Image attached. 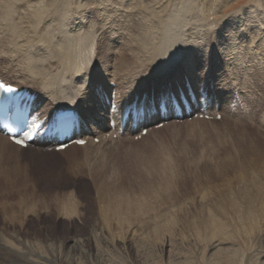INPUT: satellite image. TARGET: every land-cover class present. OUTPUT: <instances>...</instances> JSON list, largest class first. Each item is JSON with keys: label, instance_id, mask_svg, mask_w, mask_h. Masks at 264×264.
I'll return each mask as SVG.
<instances>
[{"label": "bare ground", "instance_id": "6f19581e", "mask_svg": "<svg viewBox=\"0 0 264 264\" xmlns=\"http://www.w3.org/2000/svg\"><path fill=\"white\" fill-rule=\"evenodd\" d=\"M221 1L0 0V79L15 86L18 91L25 88L32 93L36 97L34 104H41L39 111L42 117L50 116L59 109L79 112L80 132L73 139L80 135L87 140L82 146L71 144L62 151L52 150L46 155L38 153L35 156L54 158L66 155V168L74 165L75 170L80 172L83 167L89 170L93 167L101 146L109 150L111 145L134 138L140 130L132 133L126 126L120 134V118L118 113L115 114L117 109L112 111L110 106H106L103 96L111 95L113 91V102L117 108H123L137 99L151 109V104L158 102L161 93L173 92L179 86L187 94L186 89L190 88L198 99L203 95L211 99L208 102L205 98L206 112L203 113L221 115V120L227 118L238 126L251 125L264 132V113L260 115V111L257 118L254 116V110L264 102V93H259V97L255 91V86L259 84L256 82H263L260 77L255 79L250 76L252 73L247 65L243 67L245 72L238 74L239 64L237 66V59L247 53L251 60L256 61V65L251 67L264 71V6L259 2L257 6L236 12V16L225 14L226 17L223 9L232 4ZM218 14L220 20H216ZM252 25L263 30L256 41L247 35ZM122 40L124 48L117 51ZM210 48L212 53H208ZM126 57L128 61L124 59ZM235 60L236 65H233ZM193 65L198 66L194 68ZM203 66L208 68L207 71ZM111 84L116 87L112 88ZM108 98L110 101V96ZM232 103H236L233 110L230 108ZM196 112L199 117L200 109ZM109 118L114 121V130L108 126ZM157 119V116L145 117L139 126L147 128L148 134L157 129L152 123ZM36 143L20 148L0 136V152L23 156L36 146L44 148L43 144ZM92 148L96 149L93 158L87 155L79 159L71 155L75 150L84 151L86 155L85 151L87 153ZM256 156L259 158L261 155L257 152ZM3 163L0 162L2 190L10 182H16L12 176L17 175L15 172L18 169L17 162ZM92 180H95L94 175ZM246 181V176H239L240 185H245ZM258 181L261 182L260 179ZM22 190L24 192V187ZM95 192L99 195V204L92 227H98L97 231L101 232L96 236L108 242L117 238L120 243L123 229L129 224L126 217L136 219L143 213L142 200H129L121 209L122 196H118L116 202L107 198L110 190L105 181L97 184ZM9 193V190L2 192L5 198ZM19 202L16 210L7 208L2 211L3 222H7L12 230L10 234L0 233V264H59L54 253L48 258L40 248L30 245L26 237L29 231L27 227L23 228V221L29 213L35 214V205L24 199ZM73 208V205H68L65 213H58L59 218L80 223L73 214ZM225 211L230 213L231 218L245 220L251 228L264 224L263 187L259 184L254 194H246V198L240 201H231ZM112 212L121 215V218H116V230L106 236L103 229L106 230L109 224L104 222H108L107 215ZM171 222L175 224L176 221ZM205 226L206 223L202 229ZM156 228L153 226V229Z\"/></svg>", "mask_w": 264, "mask_h": 264}, {"label": "rangeland", "instance_id": "374dc122", "mask_svg": "<svg viewBox=\"0 0 264 264\" xmlns=\"http://www.w3.org/2000/svg\"><path fill=\"white\" fill-rule=\"evenodd\" d=\"M225 1L232 4L223 9L228 16H236L241 9L257 6L259 2L264 6V0ZM165 13L168 16V12ZM220 19L218 14L216 20ZM260 32L263 30L252 25L247 35L256 41L261 37ZM120 42L117 51L124 48L123 40ZM209 52L213 49H208ZM242 56L237 59L238 74L244 73L243 67L247 65L250 76L261 78L263 84L259 81L255 86L260 97L264 93V71L251 67L256 61L251 60L249 54ZM124 59L128 61L127 57ZM221 60L224 62L223 57ZM203 69L208 68L203 66ZM111 87L116 86L111 84ZM234 104L230 106L232 110L236 107ZM263 106L264 102L253 109L256 118L260 111V115L264 113ZM250 126H238L227 118L221 120V115L212 119L168 122L144 134L139 141L130 138L111 145L109 150L101 146L93 167L90 170L83 167L80 172L74 165L66 168V155L36 157L35 154L46 155L52 151L37 146L23 156L0 152L3 164L18 163L17 175L12 176L16 178L15 184L10 182L9 187H4L11 191L7 198L0 187V233L10 234L12 230L3 222L2 211L16 210L19 201L24 199L35 205V214L29 213L23 221V228L29 231L26 237L30 245L40 248L48 258L54 253L59 264H262L264 224L251 228L245 220L231 218L225 211L231 201L254 194L259 184L264 192V132ZM257 152L261 155L259 158ZM85 154L81 150L71 153L79 159L87 155L93 158L96 149ZM240 175L246 176L245 185L238 183ZM101 181L109 188L107 198L111 201L116 202L117 197L122 196L121 209L132 199L142 200L144 205L138 218L126 217L129 224L122 232L124 244L117 238L114 239L117 242H108L96 236L101 232L97 231L98 227H92L99 204L95 190ZM70 204L80 223L59 218L58 213H65ZM107 217L108 222L104 223L109 227L103 229L106 236L116 230V218L121 215L112 212ZM171 220H175V224Z\"/></svg>", "mask_w": 264, "mask_h": 264}, {"label": "snow or ice", "instance_id": "6c2138e0", "mask_svg": "<svg viewBox=\"0 0 264 264\" xmlns=\"http://www.w3.org/2000/svg\"><path fill=\"white\" fill-rule=\"evenodd\" d=\"M15 142H16V143H21L19 140H16Z\"/></svg>", "mask_w": 264, "mask_h": 264}]
</instances>
